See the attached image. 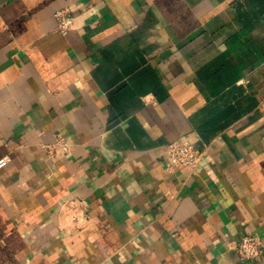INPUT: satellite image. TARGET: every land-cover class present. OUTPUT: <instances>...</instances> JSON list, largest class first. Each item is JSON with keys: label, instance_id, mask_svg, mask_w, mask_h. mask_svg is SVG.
<instances>
[{"label": "crops", "instance_id": "0c3cea01", "mask_svg": "<svg viewBox=\"0 0 264 264\" xmlns=\"http://www.w3.org/2000/svg\"><path fill=\"white\" fill-rule=\"evenodd\" d=\"M5 154L0 264H264V0H0Z\"/></svg>", "mask_w": 264, "mask_h": 264}, {"label": "built area", "instance_id": "2783aa9c", "mask_svg": "<svg viewBox=\"0 0 264 264\" xmlns=\"http://www.w3.org/2000/svg\"><path fill=\"white\" fill-rule=\"evenodd\" d=\"M56 19V28L61 33L67 32L74 25L73 15L66 9L61 8L54 13ZM55 144H64L61 135L56 136ZM46 151L50 154L54 152V145L46 146ZM166 160L165 169L173 171L181 165H189L194 168L201 160L204 151L199 149L193 141L187 138L175 139L165 145ZM10 157L8 154L0 156V169L8 164ZM72 218L78 220L81 218V212L72 214ZM239 257L245 261L259 260L263 254L264 247L262 238L258 233H246L232 245Z\"/></svg>", "mask_w": 264, "mask_h": 264}]
</instances>
